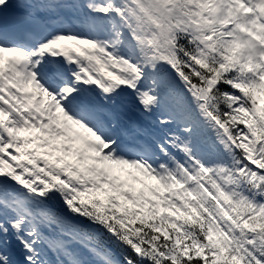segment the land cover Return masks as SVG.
<instances>
[{
  "label": "snow or ice",
  "instance_id": "obj_1",
  "mask_svg": "<svg viewBox=\"0 0 264 264\" xmlns=\"http://www.w3.org/2000/svg\"><path fill=\"white\" fill-rule=\"evenodd\" d=\"M0 264H264V0H0Z\"/></svg>",
  "mask_w": 264,
  "mask_h": 264
}]
</instances>
